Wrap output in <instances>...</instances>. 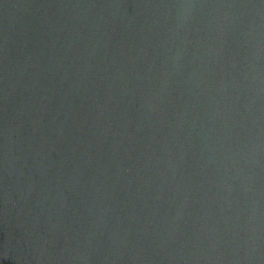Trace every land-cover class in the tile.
<instances>
[{
	"label": "water",
	"instance_id": "95a60500",
	"mask_svg": "<svg viewBox=\"0 0 264 264\" xmlns=\"http://www.w3.org/2000/svg\"><path fill=\"white\" fill-rule=\"evenodd\" d=\"M0 264H264V0H0Z\"/></svg>",
	"mask_w": 264,
	"mask_h": 264
}]
</instances>
